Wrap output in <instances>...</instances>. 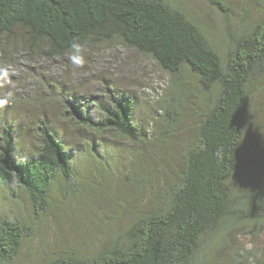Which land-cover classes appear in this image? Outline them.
I'll list each match as a JSON object with an SVG mask.
<instances>
[{"label": "trees", "instance_id": "16d2710c", "mask_svg": "<svg viewBox=\"0 0 264 264\" xmlns=\"http://www.w3.org/2000/svg\"><path fill=\"white\" fill-rule=\"evenodd\" d=\"M208 1L226 20L241 14L229 7L232 0ZM238 31L228 40L230 51L223 61L200 24L170 0H0V37L21 33L24 46L34 50L46 45L53 58L78 52L74 45L80 51L119 40L169 73L177 93L186 69L208 93L194 139L186 146L184 171L165 193L148 190L157 194L156 210L137 214L122 241L90 255L65 250L44 264H264L255 248L231 246L232 231L238 230L240 238L264 229V189L234 196L242 178L251 95L264 80V21ZM82 101L63 99L67 119L143 146L155 142L135 123L130 98L111 94L100 118L94 116L95 105ZM193 110L199 112L196 105ZM171 115L167 111L163 121L172 128L181 120L173 121ZM38 128L32 155L21 153L12 125L4 127L0 143V184L12 194L16 188L25 191L36 215L48 209L58 175L76 182L74 156L64 141L46 120ZM32 233L20 220L0 216V264H12ZM225 248L232 251L229 257L222 256Z\"/></svg>", "mask_w": 264, "mask_h": 264}, {"label": "rangeland", "instance_id": "374dc122", "mask_svg": "<svg viewBox=\"0 0 264 264\" xmlns=\"http://www.w3.org/2000/svg\"><path fill=\"white\" fill-rule=\"evenodd\" d=\"M170 2L200 24L223 61L231 36L238 35L241 27L264 21V0L229 2L232 10L241 12L235 21L226 20V14L208 0ZM182 79L177 93L169 73L119 40L53 58L46 45L34 50L24 46L21 33L0 37V143L4 127L12 125L21 153L32 155L40 137L38 127L46 120L74 156L76 168L73 184L57 176L49 207L40 215L33 211L25 191L16 188L12 194L0 184V216L18 219L33 230L12 264H44L65 250L90 255L122 241L137 214L156 210L160 205L157 194L150 195L148 190L165 193L180 177L186 146L194 139L200 111L207 103L208 93L200 88L196 75L186 69ZM113 93L134 102L135 123L148 139L156 137L155 142L143 146L66 118L64 98L92 103L94 116L100 118L102 105L110 104ZM251 97L242 178L235 198L264 189V80L255 85ZM194 105L199 112L193 110ZM167 111L173 121L181 120L175 127L163 121ZM237 233H231L232 249L239 245L255 248L264 259V229L257 236L238 238ZM231 252L225 248L222 256L229 257Z\"/></svg>", "mask_w": 264, "mask_h": 264}, {"label": "clouds", "instance_id": "9594fccd", "mask_svg": "<svg viewBox=\"0 0 264 264\" xmlns=\"http://www.w3.org/2000/svg\"><path fill=\"white\" fill-rule=\"evenodd\" d=\"M73 47H75L77 49V51H79V47L78 46L74 45ZM73 59H75V58H73Z\"/></svg>", "mask_w": 264, "mask_h": 264}]
</instances>
